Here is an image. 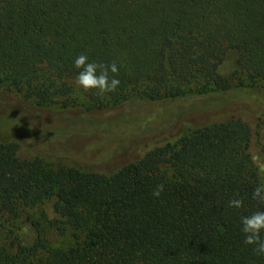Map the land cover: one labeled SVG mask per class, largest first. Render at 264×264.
Instances as JSON below:
<instances>
[{"label":"trees","instance_id":"obj_1","mask_svg":"<svg viewBox=\"0 0 264 264\" xmlns=\"http://www.w3.org/2000/svg\"><path fill=\"white\" fill-rule=\"evenodd\" d=\"M230 51L248 83L220 72ZM81 53L117 63L118 89L88 91L102 103L80 118L103 138L113 117L129 158L55 168L0 139V224L44 200L58 214L34 242L0 243V264H264L241 231L264 211L243 115L264 109V0H0V88L53 103Z\"/></svg>","mask_w":264,"mask_h":264},{"label":"rangeland","instance_id":"obj_2","mask_svg":"<svg viewBox=\"0 0 264 264\" xmlns=\"http://www.w3.org/2000/svg\"><path fill=\"white\" fill-rule=\"evenodd\" d=\"M237 71V54L230 51L220 72L230 78L233 86L243 81L248 83L249 79ZM66 82L73 89L72 92L59 95L55 102L43 107L25 99L21 92L0 88V139L14 145L17 155L24 161L43 157L47 165L55 168L69 166L76 161L89 166L102 165L108 170L115 169L125 158H129V151L123 153L127 150L124 140H115L118 130L115 128L116 122L115 126L111 122L114 118L100 116L99 128L102 129L103 138L99 133L89 132L87 122L80 117H83L86 108H97L102 102L90 99L76 79ZM251 104L250 101L245 103L243 115L252 126L250 152L264 184V109L260 108V113L255 109L254 113ZM245 109L250 111L246 112ZM117 112L123 110H112V113ZM57 218L52 199L31 207H21L15 214L3 218L0 243L11 244L14 239L25 244L32 243L38 235V225L46 227Z\"/></svg>","mask_w":264,"mask_h":264},{"label":"clouds","instance_id":"obj_3","mask_svg":"<svg viewBox=\"0 0 264 264\" xmlns=\"http://www.w3.org/2000/svg\"><path fill=\"white\" fill-rule=\"evenodd\" d=\"M74 67L80 69L76 78L77 84L85 91L97 90L96 95H105L115 92L120 86L121 81L117 78L119 69L115 61L109 64H100L89 61L84 53L79 54L74 60ZM111 74V75H110ZM164 191V184H158L153 189V196L159 198ZM264 184L258 185L253 189L252 199L264 205ZM228 206L239 209L243 207L242 199H232ZM241 231L245 234L244 244L253 245V252L257 256H264V211H256L249 216L241 217Z\"/></svg>","mask_w":264,"mask_h":264}]
</instances>
